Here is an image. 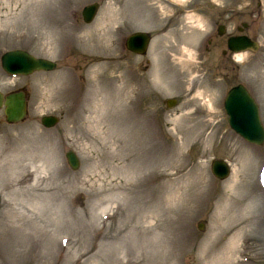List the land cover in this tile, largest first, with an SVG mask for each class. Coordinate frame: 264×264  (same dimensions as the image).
Instances as JSON below:
<instances>
[{"label": "rangeland", "instance_id": "374dc122", "mask_svg": "<svg viewBox=\"0 0 264 264\" xmlns=\"http://www.w3.org/2000/svg\"><path fill=\"white\" fill-rule=\"evenodd\" d=\"M137 31L151 35L145 54L126 48ZM242 33L259 50L225 53ZM12 49L57 68L10 75ZM238 84L264 124V0H0V91L29 102L21 122L0 113V264H228L230 240L229 264H264V144L223 108ZM49 114L60 117L51 128Z\"/></svg>", "mask_w": 264, "mask_h": 264}, {"label": "water", "instance_id": "95a60500", "mask_svg": "<svg viewBox=\"0 0 264 264\" xmlns=\"http://www.w3.org/2000/svg\"><path fill=\"white\" fill-rule=\"evenodd\" d=\"M99 2L91 3L82 11L86 23H91L99 10ZM247 26V23H244ZM243 30V29H239ZM225 32L221 26L220 34ZM151 35L145 31L132 33L126 41L127 49L136 54H145L150 44ZM228 48L233 52L246 50L257 51L259 43L246 34L232 35L228 39ZM2 66L6 72L13 75H29L35 71H51L57 67V62L36 57L26 50L14 49L6 51L2 57ZM175 99L168 101V106L174 105ZM224 108L229 116L230 126L247 141L255 144L264 143V126L261 121L259 106L248 89L239 84L233 87L225 99ZM3 111L6 120L10 123L21 122L28 113V98L23 90L14 91L4 95L0 91V112ZM41 122L46 127H53L60 122L57 115H44ZM70 167L77 170L81 166L78 154L74 150L66 152ZM212 172L219 179H225L230 175L231 167L225 159H215L212 163ZM199 228L203 229L204 224L200 223Z\"/></svg>", "mask_w": 264, "mask_h": 264}, {"label": "bare ground", "instance_id": "6f19581e", "mask_svg": "<svg viewBox=\"0 0 264 264\" xmlns=\"http://www.w3.org/2000/svg\"><path fill=\"white\" fill-rule=\"evenodd\" d=\"M212 43H213V41H212ZM211 43V44H212ZM241 54V53H240ZM242 55V54H241ZM240 55V56H241ZM90 122H92V121H95L94 123H91V126L90 127H97V128H103V126H101L100 127V124H101V121H100V119L99 120H89ZM127 160V159H126ZM129 163V162H128ZM140 168H143V166L142 165H140V164H138V167H134V170H139ZM132 175H133V173H132ZM128 180V179H127ZM235 182H236V180L235 181H233L230 185H231V187L235 184ZM234 189H235V187L233 188V191H232V193L234 192ZM242 209L244 210L243 212V215H242V217H241V219H240V221L241 220H243V221H246V220H250L251 218H252V213H253V207L251 206V205H249V206H242ZM249 218V219H248ZM243 221H241V222H239V224H242L243 223ZM231 241V245H227V247L225 248V250L221 253V255H220V258L222 259V260H225L228 264H229V262L230 261H232L233 260V255H234V253H235V250H237V248H238V242L236 241V240H230ZM231 263V262H230ZM124 264H136V261H134L133 259L132 260H127V261H125L124 262Z\"/></svg>", "mask_w": 264, "mask_h": 264}, {"label": "flooded vegetation", "instance_id": "af4514ba", "mask_svg": "<svg viewBox=\"0 0 264 264\" xmlns=\"http://www.w3.org/2000/svg\"><path fill=\"white\" fill-rule=\"evenodd\" d=\"M242 25H243V24H242ZM219 26H220V25H219ZM221 26H224V27H225L224 24H221ZM219 28H220V27H218V34H219V30H220ZM240 28H242V26H239V27H238V30H239ZM231 35H238V34H231ZM231 35H228V38H227V45H228V39H229V37H231ZM211 43H212V41L210 40V41H209V45H210V46H211ZM224 52H225V53H227V52H228V53L231 52L232 54H234V52L229 51V50H228V51L225 50Z\"/></svg>", "mask_w": 264, "mask_h": 264}]
</instances>
